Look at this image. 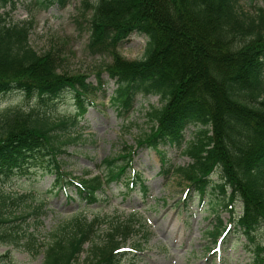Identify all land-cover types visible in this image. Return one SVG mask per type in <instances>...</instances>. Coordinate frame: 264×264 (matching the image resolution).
I'll use <instances>...</instances> for the list:
<instances>
[{"label":"trees","instance_id":"16d2710c","mask_svg":"<svg viewBox=\"0 0 264 264\" xmlns=\"http://www.w3.org/2000/svg\"><path fill=\"white\" fill-rule=\"evenodd\" d=\"M240 1L80 0L79 15L86 19L88 30L87 50L110 56L94 73L92 85L86 81L88 76L65 72L54 51L33 50L27 23L5 22L14 0H0V94L17 91L47 106L70 91L77 117L85 113L90 93L101 87L103 74L113 80L110 103L119 116L128 114L136 95H156L159 106L145 113L149 126L137 135L136 148L154 150L161 174L171 167L162 147L178 148L189 162L172 171L187 182V191L200 201L213 191L226 200L222 205L230 213L228 220L222 223L216 216L207 234L214 240L221 231L231 230L243 238L240 244L247 264H264V243L255 238L264 227V10L256 7L249 15L241 10ZM53 2L63 7L68 0H43L41 6L47 8ZM133 33L143 35L146 43L140 58L128 60L116 46ZM204 56L207 61L200 60ZM73 123L74 117L52 119L41 106L1 110L0 174L43 161L52 167L47 169L54 175L50 189L71 185L72 199L85 206L96 203L117 181L129 188L137 183L145 196L147 187L133 170L130 148L102 160L103 176L74 177L60 169L56 155L74 138L59 139V134ZM190 126L193 136L184 141ZM216 170L218 180L211 185L210 176ZM236 202L238 214L233 209ZM105 218L72 215L51 233L42 251L43 264H77L84 244L82 264H119L146 241L143 222L135 219L133 227L132 218L110 224L98 242L92 241L90 235ZM7 222L0 213V225ZM138 231L142 243L134 242L133 249L124 251L129 233ZM18 237L4 233L0 240L12 244ZM230 243L233 246L236 240ZM0 264H4L1 256Z\"/></svg>","mask_w":264,"mask_h":264},{"label":"rangeland","instance_id":"374dc122","mask_svg":"<svg viewBox=\"0 0 264 264\" xmlns=\"http://www.w3.org/2000/svg\"><path fill=\"white\" fill-rule=\"evenodd\" d=\"M42 1L14 0L15 7L5 17V22H26L29 26L28 44L33 50L37 53L54 51L59 55L65 72L88 76L87 81L95 85L94 73L102 67L100 64L109 62L110 56L92 54L87 50L88 30L86 19L79 15L80 0H68L63 7L53 2L47 8L41 6ZM238 4L249 15L256 7L264 10V0H243ZM145 43L143 35L133 33L118 43L116 51L125 59H138L143 54ZM200 60H206V56ZM188 64L197 69L191 61ZM102 79L103 86L89 95L91 106L81 117L74 118L73 125L60 131L59 139L73 137L74 140L61 148L56 159L60 169L70 176H103L106 167L102 160L115 158L130 148L137 151L133 154V170L146 185V195L140 194L137 183L127 194H124L122 182L111 183L96 203L85 206L76 198L72 199L71 186L65 188L66 194L56 187L50 189L53 172L47 169L52 167L43 161L30 163L22 171L13 170L6 176L0 174V213L9 219V222L0 225V236L4 233H17L19 236L12 244L0 240L3 263L43 264L42 251L51 233L76 214L84 216L86 220L95 215L106 217L90 235L94 242L100 240L110 224L127 221L128 218H132L133 227L137 226L135 219L143 222L148 232L146 241L141 242V231L130 232L124 246L133 249L131 245L139 240L142 244L138 249L134 248L133 255L122 258L119 264H245L247 255L240 244L243 238L237 237L231 230L224 235L226 250L216 252L211 258L207 250L204 251L205 247L212 246L214 240L216 246L223 240L219 235L213 240L207 234L214 225L215 217L225 223L230 213L222 205L226 200L216 191L205 195L201 203H198L196 194L183 200L187 182L176 175L172 168L186 165L189 159L179 154L176 147H162L171 167L167 173L161 174L154 151L135 148L137 135L149 126L145 113L150 107L159 106L158 97L138 94L128 114L119 116L109 100L114 84L105 74ZM31 106H41L52 119L72 118L75 114L70 91H64L48 101L47 106L39 105L37 97H26L17 91L0 94V111L12 107L26 110ZM193 131L194 127H188L183 140H190ZM125 172L129 174L128 169ZM217 180L216 170L210 176L211 185ZM233 209L236 214L239 213L237 202ZM255 238L264 243V227L256 231ZM232 239L236 243L227 248ZM86 247L84 244L83 251L76 259L77 264L85 262Z\"/></svg>","mask_w":264,"mask_h":264}]
</instances>
